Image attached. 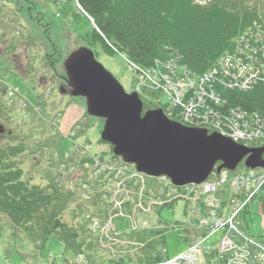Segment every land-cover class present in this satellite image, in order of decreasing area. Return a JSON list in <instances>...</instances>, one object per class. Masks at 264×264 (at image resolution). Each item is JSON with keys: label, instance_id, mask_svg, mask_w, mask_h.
<instances>
[{"label": "rangeland", "instance_id": "obj_1", "mask_svg": "<svg viewBox=\"0 0 264 264\" xmlns=\"http://www.w3.org/2000/svg\"><path fill=\"white\" fill-rule=\"evenodd\" d=\"M37 1L42 2V5L36 4L34 9H29V4H24L26 3L24 0H0V93L5 95L3 101L7 107L4 114L0 111V143H6V141L17 143L19 136L22 135L27 138V145H31V149L33 148L36 152L41 142L38 140L35 143L33 138H28L29 132L35 133L43 139L47 135L53 139L59 138L61 140V147L69 159H60L59 152L57 153L53 146L44 147L42 150L39 149L35 154L38 158H33V151L30 153V149L25 155L26 159H29L22 158L25 161L22 164L25 176L31 178L32 182H43L44 177L40 167L51 170L49 167V154L55 153L53 158L58 161L54 169L52 168L54 174L58 171L61 172L62 176L55 174L59 177L58 181L65 188L71 189L78 198L76 200L77 203H74L73 207H71L73 212L71 213L68 210L69 213L68 211L65 213L66 219L70 221L74 217H80L79 211H75V207L81 206L82 202H86L83 207L86 212L83 214H88L90 219H92L89 229L98 232L103 223L99 217H94L97 211V206L94 205V202L97 201L96 193L98 190L104 191V188L100 186L102 185L100 182L106 178L98 181H88V176H86L84 180V176L87 173L85 170L88 167H92L95 177L100 176L101 172L108 165L111 171L119 168L126 175H130V172L135 175L138 172L134 168V165L130 163L126 164L120 157H118L119 159H114L112 144L101 138L104 125L102 118L91 116L87 112L85 97L72 95V88L68 85V77L64 66L71 52L80 47L90 48L93 50L97 60L121 82L127 92H134L133 90H137V87L140 86L142 88L140 92L142 96L146 95L149 89L155 92V94H160V103H158L156 109L162 108L168 116L169 111L172 115L177 110L182 121H187L185 119L187 115H184L183 107L179 105H185L187 113H194L196 116L194 124L191 121L190 123L195 126H208L212 129L211 133L217 129L211 125L197 123L201 120L199 116L209 113L212 107H214L219 112L225 109L223 110L226 112L225 115L232 119L236 118L238 123L240 122L239 116L234 112H242V109H239V111L233 108L229 109V106L224 105L223 102H226V100H222L224 98L221 97L222 95L218 91L206 87L208 81L204 82V79H194L191 77L190 72H186L185 69L177 68L173 65V63L177 64V62H181L182 60L180 59H173L170 56L173 60H168V62L163 64L158 63L156 69L139 68L125 54H107L100 45L91 44L84 40L80 34L91 32L94 24L73 0H59V3H56L54 0ZM20 7H22V10H20ZM52 13L67 23V26L65 24L67 30L64 34L66 36H60L61 30L60 28L58 29L60 22L53 25V28L48 30L50 38L47 40L49 42L54 41L50 46L46 40L42 42L36 36L31 39L32 41H27L26 39H21L19 35V37L14 35V31L16 30H24L23 32H26L31 37L30 31L33 30L36 33V30L42 27L47 32L48 24L53 19ZM259 24H263V22ZM241 35L256 38L249 29L245 30ZM260 36L263 37V34ZM41 39H43L42 36ZM259 39L264 43L262 38ZM13 45L14 48H12ZM9 50H11L10 53ZM228 56L229 53H227L226 57ZM222 58L225 57L222 56ZM58 60H60L59 63ZM50 61H53V64ZM7 62H10V65ZM51 65L56 66L57 72L53 71ZM216 65L218 66L219 62ZM224 66L226 72L227 65L225 64ZM10 69H13L14 72H11ZM212 72L217 76L221 74L220 71H216L215 69ZM205 78L210 79L212 76H206ZM231 79L233 78H228L227 76L222 78L220 85L225 84L224 87L228 90L236 89V87L230 85L233 82L230 81ZM245 79H247L246 83L249 85L251 82L250 78ZM196 82L198 83L196 84ZM216 82H219L217 78L215 79V84ZM6 85L10 91L4 88ZM176 93H179V96ZM148 95L151 94L148 93ZM213 99H218L222 103L220 105L215 104L216 102L211 101ZM183 100L188 103L184 104ZM224 112L221 113L223 114ZM260 116L263 117V124L258 127L260 129L257 131L260 132V136H263L264 116ZM238 125L240 126L239 123ZM54 127L60 133L59 136ZM234 127L237 126L235 125ZM8 132H11L14 138L9 139ZM248 142H251L255 146L253 141ZM256 143L258 147H262L264 145L263 137L257 139ZM44 153L46 154L43 155ZM100 156L106 162H102V164L97 162L94 166L89 163H86L85 166H79V162L81 163L84 157H95L98 160ZM34 166L37 167L36 171L38 173L35 172ZM263 174V167L248 169L243 165L229 173V181L226 184L232 193L234 191L232 190L234 182L237 185H245V187L240 188L239 193L243 189L251 190L249 196L253 193L251 203L243 202L239 204L247 206L245 214L246 223L245 221L240 222L238 218H234L235 226L231 225V227L236 232L241 234L247 232L240 227L241 225L245 229L247 228L251 234L256 235V237L264 234V213L261 206L263 201L260 200V197L264 196ZM119 176L123 177L122 175ZM143 177L146 176L143 175ZM237 177L238 179H235ZM149 179H143L146 183V192L154 195L156 194V190H160L159 203L163 204L165 199L162 197L164 196L163 190L166 189L164 186L167 183L165 178H160L159 181L151 179L150 181ZM111 182L114 183V180H110ZM140 182L141 180H137L138 184ZM260 184L261 188L259 187ZM115 185L113 192L115 191L118 194L119 190H117ZM125 186H121V193L119 195L122 196L124 194V190H126ZM239 193L235 195L231 194L228 197L231 204H233V200L238 199ZM131 204L133 203L131 202ZM110 207L112 208L111 205ZM239 207L241 206L232 207V211L234 208L239 209ZM183 210V204L179 203L175 206L163 208L161 211L153 209L151 213L145 216L148 219L150 227L167 228L166 249L169 258L179 255L187 248L186 243L182 242L181 237L183 232L179 226L186 219ZM114 223L120 232L130 231V221L128 218L117 216L114 219ZM173 226L176 228H172ZM26 242L27 240L24 237H16L12 234L11 227L5 220L4 228L0 235V264H52L53 258L60 262L65 253L63 244L55 236L51 237L43 257L34 253L32 247ZM113 245L112 243L111 246ZM113 250L111 251L114 252ZM129 264L137 263L131 261Z\"/></svg>", "mask_w": 264, "mask_h": 264}, {"label": "trees", "instance_id": "obj_2", "mask_svg": "<svg viewBox=\"0 0 264 264\" xmlns=\"http://www.w3.org/2000/svg\"><path fill=\"white\" fill-rule=\"evenodd\" d=\"M24 1H26L24 4H29V9H34L36 4L42 5V2L37 0ZM54 1L59 3V0ZM73 1L94 24L91 32L80 34V36H83V39L91 44L100 45L107 54L123 53L137 67L151 70L156 69L158 63L163 64L174 58L180 59L181 62L173 63V65L190 72L194 79L208 81L206 87L218 91L224 98L222 100H226L223 102L224 105L229 106V109H242L243 112L264 116V78L252 80L248 87H242L247 76H240L238 72L233 71L231 74L227 70L225 72L224 58H222L233 51L235 39L253 26L255 22H263L264 32V0ZM52 16L53 19L48 24L47 32L42 27L36 30V33L33 30L30 31L31 37L23 32L24 30H16L14 35H19L21 39L27 41H32L31 39L36 36L42 42L46 40L50 46L54 41L47 40L50 38L48 30L53 28V25L60 22V25L58 24V29L61 30L60 36H66L64 34L67 30L66 22L60 20L53 13ZM59 62L60 60H58ZM50 63L53 64V61ZM7 64L10 65V62ZM51 67L53 71L57 72L55 65H51ZM214 69L220 71V76L212 72ZM10 71L14 72L13 69ZM206 76H212V78H205ZM226 76L237 79V84H232L236 89L228 90L224 87L225 84L220 85L221 79ZM216 78L219 82L215 84ZM234 78L230 81L234 82ZM4 88L7 89V85ZM8 90L10 91L9 87ZM148 93L151 94L150 97L143 99L145 110L156 108L158 105L156 100L160 96L150 89L147 91ZM4 99L5 95L0 93V111L3 114L7 108ZM223 110L221 112H224ZM179 116L177 110L169 115L173 120L182 121ZM54 128L59 136L60 133L57 132L56 127ZM8 135L9 139L14 138L11 132H8ZM29 137L33 138L35 143L38 140L41 142L36 152L33 148L31 149V145H27V138L22 135L19 136L17 143L9 141L0 143V235L6 220L11 227L12 234L16 237H24L33 252L40 257L44 256L47 244L51 237L55 236L63 244L65 253L60 262L53 258L52 264H72L78 255L86 256L87 262L83 264H124L128 258L131 259L129 251L125 253L122 251L119 253L121 256L116 257L115 253L106 248L103 242L101 243L100 231L89 229L92 219L88 214H83L86 212L83 208L86 202L75 207V211H79L80 217L71 218L70 221L66 219L65 213L68 210L73 212L71 207L77 203L78 198L71 189L65 188L58 181V176H62V173L58 171L55 173L58 176L54 174L53 169L58 161L53 158L55 153L49 154V167L53 172L48 168L40 167L44 177L43 182L35 183L31 178L25 176L22 166L25 161L22 158L30 149V153L33 151V158H38L35 154L39 149L53 146L56 152H59L60 159H69L61 147L59 138L53 139L47 135L43 139L32 132H29ZM113 157L119 159L115 155ZM97 162L102 164L106 161L102 156L98 160L95 157H84L81 163L79 162V166H85L86 163L94 166ZM108 164L110 163L108 162ZM34 168L37 172V167L34 166ZM85 171L87 173L84 180L86 176H88V181L106 178L100 182L104 191L98 190L97 201L94 202V205L97 206L94 217H99L101 222L105 223L108 219L113 188L115 182L122 179L119 176L121 174L119 169L111 171L109 165L97 177H95L92 167H88ZM109 179L114 180V183H110ZM150 179L152 180V178ZM128 185L132 186L133 181H130ZM104 196L105 198H103ZM260 200L263 201L261 206L264 213V196H261ZM161 209L159 208L158 211ZM244 212L243 216L247 211ZM166 231L167 228L149 227L126 234L128 240L145 243V246L136 254L137 264H149L164 257Z\"/></svg>", "mask_w": 264, "mask_h": 264}, {"label": "water", "instance_id": "obj_3", "mask_svg": "<svg viewBox=\"0 0 264 264\" xmlns=\"http://www.w3.org/2000/svg\"><path fill=\"white\" fill-rule=\"evenodd\" d=\"M64 66L72 95L85 97L87 112L104 120L101 138L139 172L167 176L182 186L202 183L218 162V171L234 170L247 156V167H264V146L250 148L217 132L186 126L162 108L144 112L139 94L127 92L90 48L71 52Z\"/></svg>", "mask_w": 264, "mask_h": 264}, {"label": "built area", "instance_id": "obj_4", "mask_svg": "<svg viewBox=\"0 0 264 264\" xmlns=\"http://www.w3.org/2000/svg\"><path fill=\"white\" fill-rule=\"evenodd\" d=\"M261 52H262L261 55L263 56V46H261L260 48H257V50L253 52V44L250 38L248 36L242 37L237 43L234 52L229 54V56L225 57L223 60L224 64L227 65V72L229 74H231V71L238 72V75L247 76L246 78H250L249 79L250 81L256 80L257 78H261L258 67L256 66V62L259 60L258 56ZM239 58H242V59L238 61ZM234 79L235 81L230 84L231 86L232 84H237L236 83L237 79L236 78ZM246 80L247 79H245V81L242 83L243 87L248 86V84L246 83ZM137 89L140 90L142 88L138 86ZM152 89H155V88H152ZM176 95L179 96V93H176ZM211 101L214 103L216 102L215 104H218V105L222 103L218 99H213ZM183 103L186 104L188 102H185L183 100ZM176 106H178V104H176ZM179 106L183 107V111H184L183 113L184 115H187V118L185 117V119L189 121V123L191 121L194 124L195 117H196L194 113L193 114L187 113L185 105H179ZM236 111H239V110H236ZM234 113H236L239 116L238 119L240 120V122L238 123L242 127L238 125L236 118L232 119L231 117H228L227 115L222 114L221 112H219V110L215 109L214 107H212L209 113L204 114L203 116H199L201 120L200 122H197V123H200L201 125H209V126L211 125L215 129L221 131L223 134L231 136L236 141L248 142V141H253L255 139H260L261 137H263V140H264V134L263 136H260V132L257 131L260 129L258 127H260L261 124H263L262 116H260L257 113L250 114L248 112H243V111L234 112ZM251 122H254V123H251ZM235 125L237 127H234ZM226 179H227V173L224 172L220 180H214V181L206 183L205 190L206 191L216 190L223 182L226 181ZM235 179H238V177ZM262 182L264 184L263 178H262ZM261 184L259 185V187L261 186ZM241 187H245V185H237L234 182L233 183L234 189L232 188V190H234L233 194L234 195L238 194L240 192L239 190ZM247 191L249 193L251 192V190H247ZM252 194L253 193H251V195L248 196L246 200L244 201L239 200V198L237 200H233V204H231L230 206V213L228 215L226 214V212L223 215H218L216 211H212L210 212L208 216L201 219V223L204 226L208 227V230L210 231L211 234L217 233L219 231L222 233L223 235L222 248L224 249V251L233 252V255L231 258L235 259L238 264H247V261L249 260L248 258L250 257V251H249L250 245H249V240L245 239L241 233L236 232L231 227V225H234V221L237 217V214L244 207L239 204L243 202L247 203L249 199L251 198ZM206 202L212 207H217L218 205V200H216L213 196H209L206 199ZM237 206H241L242 208L241 207H239V209L234 208V210L232 211V207H237ZM241 238L242 239L244 238V243H242ZM167 264H179V263L169 262Z\"/></svg>", "mask_w": 264, "mask_h": 264}, {"label": "bare ground", "instance_id": "obj_5", "mask_svg": "<svg viewBox=\"0 0 264 264\" xmlns=\"http://www.w3.org/2000/svg\"><path fill=\"white\" fill-rule=\"evenodd\" d=\"M260 26L263 27V24H261ZM260 35L261 34H256V40L253 44V52H255V50H257V48H260L261 46H263V41L259 39V38H262ZM258 36H260V37H258ZM241 59L242 58H239L238 61H240ZM119 185H121V184L119 183Z\"/></svg>", "mask_w": 264, "mask_h": 264}]
</instances>
